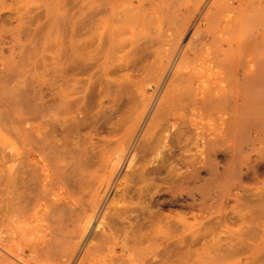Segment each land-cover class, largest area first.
I'll return each instance as SVG.
<instances>
[{
  "label": "bare ground",
  "instance_id": "bare-ground-1",
  "mask_svg": "<svg viewBox=\"0 0 264 264\" xmlns=\"http://www.w3.org/2000/svg\"><path fill=\"white\" fill-rule=\"evenodd\" d=\"M97 6V24L74 23L69 66L149 51L154 83H109L135 99L124 133L104 148L57 137L83 97L77 83L52 93L42 83L40 176L16 186L18 164L1 167L0 264H171L160 255L186 229L197 236L220 192L252 173L251 136L264 128V0H90Z\"/></svg>",
  "mask_w": 264,
  "mask_h": 264
},
{
  "label": "rangeland",
  "instance_id": "rangeland-1",
  "mask_svg": "<svg viewBox=\"0 0 264 264\" xmlns=\"http://www.w3.org/2000/svg\"><path fill=\"white\" fill-rule=\"evenodd\" d=\"M92 9L90 0H0L1 180L8 179L2 165L14 163L18 164L14 185L31 176H40L37 165L40 164L42 83L49 87L50 93L60 90L62 83H77L79 96L83 97L82 113L69 128L57 126V137L64 134L70 144L86 142L99 148L124 133L129 123L123 125L122 120L135 99L124 85L114 87L109 83H154L149 81L152 79L149 51L137 50L107 67L100 64L102 59L96 58L69 66L74 23L79 22L85 31V26L101 20L102 8ZM60 44L65 61L61 70L57 56ZM53 104V100L48 102L50 106ZM251 138L252 146L248 150L251 175L234 178L220 192L218 207L203 212L197 236L192 234V229H186L184 242L172 243L160 257L167 258L171 264L180 263V258L184 264H264V128L259 132L254 130ZM163 174L164 171L159 178L156 176V183L162 184ZM149 201L148 197L146 203ZM4 202L0 203V214L6 209ZM31 220L34 222L25 226L30 237L36 238L40 231L36 230L35 218Z\"/></svg>",
  "mask_w": 264,
  "mask_h": 264
}]
</instances>
